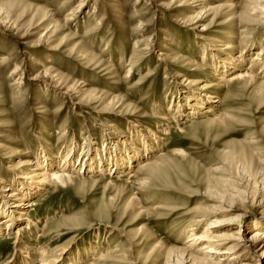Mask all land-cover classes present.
I'll return each mask as SVG.
<instances>
[{"label": "rangeland", "instance_id": "obj_1", "mask_svg": "<svg viewBox=\"0 0 264 264\" xmlns=\"http://www.w3.org/2000/svg\"><path fill=\"white\" fill-rule=\"evenodd\" d=\"M204 6L220 15L196 25ZM244 28L252 41L241 39ZM227 45L232 49L223 51ZM242 48L245 69L264 48V0H0V179H19L26 158L45 154L51 163L57 154L60 165L69 152L71 171L82 178L27 199L33 224L22 233V250L67 249L62 264H88L110 252V264H161L159 250L185 249L189 230H204L209 220L183 228L205 214L218 191L249 198L248 224L264 214L251 203L264 199V89H216L215 65L238 64L233 58ZM79 53L103 66L86 68ZM58 78L61 89L53 87ZM200 86H211L204 96L216 97L212 105L227 116L222 124L203 114L212 105L195 110L188 103L186 110L180 103ZM145 161L164 175H129ZM26 223L0 233V264H21L14 237Z\"/></svg>", "mask_w": 264, "mask_h": 264}, {"label": "bare ground", "instance_id": "obj_2", "mask_svg": "<svg viewBox=\"0 0 264 264\" xmlns=\"http://www.w3.org/2000/svg\"><path fill=\"white\" fill-rule=\"evenodd\" d=\"M81 7L82 3L79 4L77 9L79 10L81 9ZM205 7L206 6H204L203 8ZM229 8L232 9V6H229ZM218 10L219 8L215 7L205 8V11L203 10L204 12H199L194 17L195 19L193 22L197 25L199 24V22L203 21L207 16L210 15L214 19L220 15L218 13ZM202 13L203 15H201ZM45 15L46 16H44L42 22L46 21L47 14ZM51 18L52 17H50L49 20ZM51 28L55 29L56 25L52 23ZM248 31L249 30L247 28H244L240 32V34L243 35V37L241 38L242 40L246 39L245 36L250 37L249 39L247 38L248 41L253 40L252 37L254 36V33L249 34L250 32ZM202 49L203 52L201 54V57L205 55V47H203ZM230 49L232 48L228 47L227 45L223 51H228ZM243 49L244 48H242L241 51L237 52V56L233 58V60H236L238 64L233 63L229 59H222L220 60V62H218L219 66H217V64L215 65L216 67L214 68H216L217 72H221V74H218V76H216V79L220 81V83L216 84L217 91L226 89L229 90L231 84H241L243 90H246L247 88H250L252 86H257L259 89H264V65H262L261 70H258L256 72L253 71L255 63L261 62L263 59L262 57L264 56V48L256 52V54L251 57L252 60L249 66L245 69L240 68V63L245 56L243 54ZM79 58L80 60H82L83 65L88 69L99 70L101 66H103L101 62H98L96 59H92L91 57L87 59L86 54L79 53ZM263 63L264 60L262 61V64ZM233 70L237 71L233 72L229 77L225 76ZM109 73L110 71L107 72V74ZM130 75L131 69H129V71L127 72L125 79H129ZM54 77L57 76L55 75L53 76V78ZM20 79L22 80V78ZM54 81V88L58 89L63 86V84L61 83V79L58 78ZM187 82L188 85L190 83L192 84V82L190 81ZM193 84L195 83L193 82ZM17 85H22V83L18 82ZM83 87L84 86H82L81 89ZM209 87L202 86L199 91L192 90L191 92H188L185 95V100L180 101V103H185L184 108L186 110H189L188 108H186L187 106H191L195 108V110H201L204 109V105L206 104L210 106L213 103H217L215 101V96V98L210 96L206 98L204 96V90H207ZM65 88L66 90H70V87ZM226 101H228V99H226ZM188 103L190 104V106ZM178 104L179 103H177L176 105ZM118 105L120 104L118 103ZM203 114L210 116L212 120L218 121L220 124H222L227 118L226 114L218 113L213 105L209 108L204 109ZM154 118H156V120L159 119L160 121H165L168 119L166 116L162 117L158 115ZM71 148L73 149L74 147L71 146ZM68 155H70V152L67 153L66 156L61 157L62 162L60 165L56 164L54 160V158L59 159V156L57 154L52 156L53 160H51V163H48L49 159L47 157H44L46 156L45 154L40 155V157L37 156L33 161L26 158L22 163L24 173L20 175L19 179H12L10 180V182H5L4 180L0 179V233H9L10 227H12V225H14L15 223H22V221L27 222L25 225L21 224V226L18 227L14 237L15 241L13 253L15 255L16 253H21V264H62L66 254L68 253L67 249H62L61 251L56 252L50 250V248H43L40 250H36L35 252V250H31L28 247H23L22 250V246L19 245L22 242V233L26 229L30 228V224H33V221L29 219V216L25 211L26 207L32 208L30 202H27V199L30 198L32 194H35L37 190H44L45 187H49L54 190L56 188L68 189L73 188L76 185V182L81 181L82 178L78 174L73 175L71 170L75 163L72 162V158H70V156ZM90 157H92V155L89 154L88 160H93ZM125 165H128V163L121 164V166L124 167ZM83 166H86V164H83ZM27 167H31L29 172H25L27 170ZM137 169L138 170L135 171H138L136 174L132 175L134 172H130L129 175L136 177L138 174L145 172L149 175L148 177H150V179L148 178L149 181L154 177L162 176L165 173L164 169L162 170L161 167H157L154 163H150L147 161L140 163ZM9 171L13 170L9 168ZM84 172H86V170ZM91 178V176L88 177V179ZM146 180L147 179L145 178V181ZM139 183L140 185H145L146 182ZM11 187H16L17 189L12 190L13 188L10 189ZM229 190L224 189L216 192L215 196L217 198V201L211 202V205L207 206V208L205 209L204 215L193 217L188 225L183 228L184 233H186V231H188L190 227H197L199 224H202L206 220H209L208 224L204 227V230L201 233H192L193 229L189 230L190 234L188 236L189 243L187 244V248H169L164 250L162 253H160V250L159 253L156 251L159 254V258H161L162 260L161 264H264V247L259 251V253L256 250L259 244L264 243V214H254L253 217L256 221L248 224L249 222L243 220V216L245 215L247 206L246 204H249V198L245 197L244 194L239 190H234L235 192H229ZM258 198L255 199V197H252L251 203L257 206H264V199L260 197ZM230 213L234 214L230 215ZM26 216L28 218H26ZM260 217L263 221H257V219H260ZM254 228H258L260 230L251 232V230ZM195 245H199V249H197L195 253H192L191 248ZM156 248H158L157 245L154 246L152 250ZM95 250L96 249H94L93 251L95 252ZM110 257L111 252L110 254L94 256L91 259V262H88V264H110L112 263ZM15 260L16 258L10 259L4 264H15ZM132 262L133 263L131 264L147 263V261L138 259L133 260Z\"/></svg>", "mask_w": 264, "mask_h": 264}]
</instances>
